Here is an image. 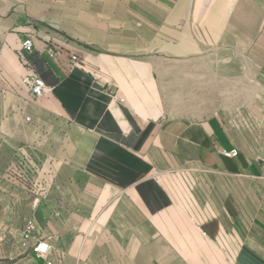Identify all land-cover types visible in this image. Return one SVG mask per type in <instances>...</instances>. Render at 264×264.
<instances>
[{
	"label": "crops",
	"instance_id": "crops-1",
	"mask_svg": "<svg viewBox=\"0 0 264 264\" xmlns=\"http://www.w3.org/2000/svg\"><path fill=\"white\" fill-rule=\"evenodd\" d=\"M110 1L62 0L38 28L21 0H0V264H264V100L248 129L225 112L165 115L157 103L155 114L144 97L162 92L170 56L203 61L211 91L213 77L220 92L264 77V0H126L125 26L157 29L155 84L148 34L118 40L102 27L119 10ZM31 72L48 85L40 99L23 81ZM230 147L238 157L221 155ZM164 155L188 158L192 197L164 184ZM211 185L236 195L214 198ZM28 222L47 255L22 247Z\"/></svg>",
	"mask_w": 264,
	"mask_h": 264
},
{
	"label": "rangeland",
	"instance_id": "rangeland-1",
	"mask_svg": "<svg viewBox=\"0 0 264 264\" xmlns=\"http://www.w3.org/2000/svg\"><path fill=\"white\" fill-rule=\"evenodd\" d=\"M62 0H21L22 6L25 10L31 13V19L35 22V26L38 28L48 27V11L52 13L54 10V6L59 5ZM69 1L67 4H75V0H66ZM128 1V0H127ZM133 1L134 4H140L142 0H129V3ZM85 7H92L93 5H101L109 4V0H83ZM100 3V4H99ZM126 0H113L112 4H117L119 7L118 12L112 14V22L109 23V19L105 22V18L101 21L102 27L111 31L110 36H116L118 40H135L136 36H140L141 31L147 33L150 37L149 45V56H150V75L153 78L152 84H155L157 81V72H158V61L157 56H160V52L157 51L156 45V36L157 29L155 26L149 29H141L139 24L134 22L133 28L129 26H125V11L124 5ZM128 3V2H127ZM88 15V11L86 13ZM128 15V14H126ZM199 16H204L203 13L198 14ZM116 21H121L120 23H115ZM111 21V20H110ZM216 22H214L215 24ZM197 35L204 36L205 30L208 29L203 28L202 23H197ZM43 26V27H42ZM134 53L133 56H137L136 50L137 47L134 45ZM139 50V46H138ZM139 57V56H138ZM169 61L164 62V78L161 79V88L162 92L158 93H149L144 94V97L149 98L150 108L149 111L152 113L159 111L156 109L157 103H159V107L164 105L165 115H176V116H186V117H196L203 118L206 115L215 114L219 112L229 113L232 118L236 120L240 125L253 129L255 124L251 121L252 113L256 110L255 102L260 100H264V91L256 88L258 86V82L261 85H264V77H252L245 76L243 78L238 79H229L228 89L229 91L220 92L219 89V78L213 77L212 80V89L208 85L209 79L204 77V62L195 60V61H173L172 56H170ZM161 61V66H162ZM241 63L238 65L239 68ZM246 69L255 70L258 67V64L247 61L245 62ZM230 67H237L236 63L230 62ZM174 70L177 72L176 78L173 77ZM181 73V76H180ZM207 84V85H206ZM239 88V90L237 89ZM224 106H228L227 108H223ZM230 106V107H229ZM161 110V108H160ZM156 161L155 157L154 160ZM158 167L164 168L165 177H161L164 184L166 186H170V189L176 196H181L183 198L192 197L194 190L190 188L189 182L191 181L189 175V162L188 158H177L172 156L164 155L163 157H158ZM264 163V158L262 159ZM160 168V169H161ZM202 169V168H201ZM163 170V169H162ZM198 176L199 175V169ZM162 172L159 170L154 171V175H161ZM221 180L220 176L214 175L213 181ZM226 191H229L230 198H232V194L236 195L235 189H222L215 188L214 186H210L207 189V192L212 193L214 198L220 199L226 194ZM199 194V192H198ZM34 225L32 231V243L36 240L34 239L33 232L35 230L34 222H28ZM24 233L22 236L21 245L24 248H31L30 246L23 245L24 242ZM209 239V238H208ZM38 240V239H37ZM31 243V244H32ZM234 255L229 253V260H234ZM243 260H253L255 256L250 253L243 252L241 255Z\"/></svg>",
	"mask_w": 264,
	"mask_h": 264
},
{
	"label": "built area",
	"instance_id": "built-area-1",
	"mask_svg": "<svg viewBox=\"0 0 264 264\" xmlns=\"http://www.w3.org/2000/svg\"><path fill=\"white\" fill-rule=\"evenodd\" d=\"M34 48V42L31 38H25L21 42V50L22 51H31ZM50 55L53 56V52H50ZM24 83L27 86L29 94L34 99H40L46 95L48 90V85L45 79L42 76H39L35 72H31L24 78ZM220 153L225 158H236L239 156L240 151L237 147H230V148H221ZM34 225L29 223L24 231V242L23 245H28L32 247V250L38 256H45L47 255L50 250L51 246L45 240H35L33 243L32 239V231ZM32 243V244H31ZM47 264H54L51 260L47 261Z\"/></svg>",
	"mask_w": 264,
	"mask_h": 264
},
{
	"label": "bare ground",
	"instance_id": "bare-ground-1",
	"mask_svg": "<svg viewBox=\"0 0 264 264\" xmlns=\"http://www.w3.org/2000/svg\"><path fill=\"white\" fill-rule=\"evenodd\" d=\"M141 112L143 113V115L148 114V112L146 110H141Z\"/></svg>",
	"mask_w": 264,
	"mask_h": 264
}]
</instances>
